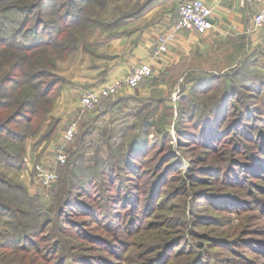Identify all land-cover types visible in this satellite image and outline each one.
Segmentation results:
<instances>
[{"label":"trees","instance_id":"16d2710c","mask_svg":"<svg viewBox=\"0 0 264 264\" xmlns=\"http://www.w3.org/2000/svg\"><path fill=\"white\" fill-rule=\"evenodd\" d=\"M163 1L0 0V264H117L103 261L102 253L88 255L87 250L105 248L113 254L119 244L130 252L122 238L138 237L154 224L157 209H167L166 185L180 161L168 146L171 136L166 125L173 115L166 112L156 120L167 98L162 92L156 94L171 79H180L176 68H167L150 80L147 99L122 97L106 103L103 111L81 115L78 134L64 143L69 146V156L48 203L43 204L37 195L29 196L8 174L22 168L24 141L37 134L49 117L56 90L64 81L56 73L57 63L80 49L81 42L94 33L105 34L102 43L113 40L125 24ZM91 54L98 57L99 53ZM180 91L173 121L176 142L203 146L208 155L222 152L226 136H236L241 149L247 140L245 161L234 158L235 152L228 161L220 159L224 166L218 163L204 168L230 188L240 185L242 176L264 179V55L252 52L221 73L189 71ZM254 100L259 104H253ZM57 126V120L49 124L36 145L47 141ZM136 128L141 137L127 142ZM247 129L253 132L247 133ZM150 162L154 163L147 170ZM240 165L250 170L236 174ZM255 181L247 184L260 187ZM208 199L218 207L228 201L232 207L226 209L234 214L252 203L233 192L219 191ZM170 220L182 224V218L170 216ZM170 220L164 227L174 225ZM180 236L149 244L146 250L152 256L137 264H166L169 256L180 253L175 251L182 247ZM77 249L82 251L73 253ZM204 256L198 250L196 264ZM120 258L124 254L116 260Z\"/></svg>","mask_w":264,"mask_h":264},{"label":"rangeland","instance_id":"374dc122","mask_svg":"<svg viewBox=\"0 0 264 264\" xmlns=\"http://www.w3.org/2000/svg\"><path fill=\"white\" fill-rule=\"evenodd\" d=\"M179 1L180 0H168L163 3V6L175 8L180 4L181 1ZM145 14H143L141 18L125 24L119 30V32H122L121 35L113 38V40L107 43L101 42L105 35L104 33H94L88 40L86 39L81 42L82 45L79 46L80 49L70 55L66 54L67 56L57 63L58 70L56 73L59 77L63 78L64 81L59 89L56 90L55 94L57 95L52 102L49 117L45 122L41 123L37 134L30 135V137L26 138L24 141L22 168L8 173L12 180L21 183L25 187L29 196L32 197L37 195L43 204L48 203L50 192H52L51 189L59 182L58 178L59 175L61 176L64 166L58 165L55 159L56 154L61 147L65 148L67 154L66 158H68L70 152L68 149L69 146L67 147V144H63L62 136L64 131L72 122H75L77 125V121L82 114L92 112H82L79 109V105L76 107V102L78 104L80 93L87 88H97L104 81H109L105 74L112 69L116 59L104 60L101 55L112 54L113 51L116 50L114 47L122 44H118L117 41L119 39L122 40L127 38L126 36L131 31L143 28L146 26L147 22L158 17V15H153L151 19H147L149 15L147 14L145 16ZM92 52L94 55L96 53L100 55L97 54L98 57H93L91 54ZM162 57L164 56L160 58ZM92 64L98 67H93ZM154 77L158 76L151 74L147 81H142L137 88H140V90L150 88L151 91L152 85L150 80L154 79ZM177 79L174 82L171 79L168 85L165 83L163 89L161 91L158 90L156 94L158 95V92H162V97L167 98L165 101L167 105L166 111L164 110V104L161 110L158 111V119L156 120L160 121L166 112L173 115V117H167V119H169L166 126L169 127V134L171 136L168 146L180 161L179 168L171 171V175H174L173 180L166 185L167 190L165 189V192L167 197H169L168 201L165 202V204L168 205L167 209L164 211L157 209L152 218L154 224L151 225L150 229L146 231L142 230L140 232L142 234L138 237H134L135 235L132 234L122 238L124 243L128 242L130 252H128L127 248H125L127 250L124 251V246L118 244V249H116L113 254H110L105 248L103 251L101 250V252L90 249L87 250V253L93 256L102 253L103 261H117V264H137L152 256L151 253L148 255V250H146L149 244L157 245L171 237L181 235L182 247L179 250L178 248L175 249V251H180V253H177L176 256H169L166 264H196L195 256L198 250L202 251L205 255L200 264H264V179L242 176V181L238 183L240 185L230 188L225 181L219 179L218 175L214 176L204 168V166L212 164L218 165V163L224 166V161L222 162L220 159L228 161L235 152L234 158L242 162L245 161V159H247L245 158L247 151L243 150L244 148L247 149L249 142L243 140V144L245 143L246 145L241 149V147L237 146L238 144L235 141L236 136H226L223 142L222 152H210L208 155H204L205 153L203 150H205V148L203 146H198L192 142L180 145L176 142L173 121L176 118L175 107L180 97L183 77L182 79ZM131 91L135 92V89L125 92L119 90L114 96L102 101V107L96 112L103 111L108 102H113L122 97H130L132 95ZM140 93L143 94L144 92L140 91ZM134 94L137 96L136 93ZM138 98L147 99L148 97L139 96ZM235 104L238 105L237 102ZM253 104L259 103L254 100ZM56 120L58 123L56 132L50 136L47 141L36 145L39 137L46 132L49 124L51 125V123ZM226 122L228 123L229 120H226ZM139 130V128H136V130L133 131L132 137L127 139V142H136L139 140L141 137ZM78 132L79 128L77 134ZM246 132L251 133L253 131L247 129ZM149 138L153 139V134H151ZM183 140L184 139H181L180 141ZM127 144L130 145L131 143ZM231 147H233V149H231ZM153 154L154 152L150 156ZM205 158L208 160L205 161ZM154 162H150L146 169L150 170ZM39 167L54 171L57 169L59 171L61 170L60 174L58 170L56 171L58 178L48 188L43 187L36 179L35 173ZM246 168L247 166L245 168H243V165L238 166L235 169L236 174L242 175L245 171L250 170ZM148 175L149 174H147V176ZM252 179L256 180L255 184L258 183L260 187L253 186V188H251L247 184V181H252ZM146 187L145 184H142L144 190H146ZM219 191L233 192L235 195L236 193L240 194L241 198L252 201L251 206L242 208L243 210L236 214L231 212L230 209H226L232 207L229 205L230 203H228V201L222 203L224 204L223 206H212L208 197ZM198 196L202 197V199L197 201L196 198H198ZM142 197L143 204V202H145V196L143 195ZM240 202L241 201H238L239 206ZM241 203V207H243V202ZM239 206L238 209L240 208ZM114 209L122 211L120 206H114ZM170 216L174 217V219L182 218V224L178 226L174 220H170ZM169 220L173 222L174 225L172 227H164L169 224ZM159 222L161 223L159 224ZM70 243L71 245L74 244V242ZM80 251L82 250L77 249L74 250L73 253ZM121 253L124 254L125 258L116 260V257ZM114 254H117V256H114ZM56 258L58 259L59 256Z\"/></svg>","mask_w":264,"mask_h":264},{"label":"crops","instance_id":"0c3cea01","mask_svg":"<svg viewBox=\"0 0 264 264\" xmlns=\"http://www.w3.org/2000/svg\"><path fill=\"white\" fill-rule=\"evenodd\" d=\"M166 1L145 14L149 15L147 19L153 15H158L157 18L143 28L131 31L127 38L119 39L118 44H122L115 46L112 54H107L110 59H116L112 69L105 74L108 80L123 77L131 66L141 64H148L154 75L167 68H176L180 71V79L189 71L221 73L239 64L252 52L264 55V27L255 29L253 25V16L262 7L261 0H203L212 8L214 29L205 34L181 29L175 33L164 57L152 58L157 36L169 29L176 17L178 6L164 7ZM131 89H135V92L131 91L132 95L136 93L138 97L151 95L150 88L122 87L119 90Z\"/></svg>","mask_w":264,"mask_h":264},{"label":"built area","instance_id":"2783aa9c","mask_svg":"<svg viewBox=\"0 0 264 264\" xmlns=\"http://www.w3.org/2000/svg\"><path fill=\"white\" fill-rule=\"evenodd\" d=\"M261 4V9L253 16L255 29L264 27V0H261ZM177 6L176 17L172 26L157 36L156 47L151 52V57L154 59L164 56L177 31L188 29L197 34H205L214 29V22L211 18L212 8L206 5L203 0H183ZM151 74V67L148 64L134 65L123 77L104 81L97 88L85 89L80 93L78 101L80 111H97L102 107L101 104L104 99L114 96L122 87L135 88L139 86ZM66 128L62 136L63 144L72 141L78 131L75 122L70 123ZM66 157L65 148L61 147L55 157L58 165H64ZM35 174L36 179L45 188L50 187L58 178L56 171L44 167H39Z\"/></svg>","mask_w":264,"mask_h":264}]
</instances>
